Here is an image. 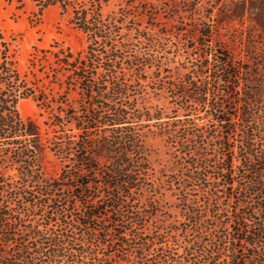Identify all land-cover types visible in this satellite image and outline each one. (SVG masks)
Here are the masks:
<instances>
[{
    "label": "trees",
    "instance_id": "obj_1",
    "mask_svg": "<svg viewBox=\"0 0 264 264\" xmlns=\"http://www.w3.org/2000/svg\"><path fill=\"white\" fill-rule=\"evenodd\" d=\"M32 1L40 11L58 6L59 15L85 35L82 56L57 42L44 50L57 66L51 69L55 82L71 80L69 86L79 87L82 101L75 110L55 107V120L48 123L51 134L43 137L32 119L20 116L16 104L31 97L38 106L48 103L46 108L52 111L54 101L43 85L19 72L10 44L0 32V264H264V253H239L263 248L261 212L259 216L236 212L230 217L219 205L214 211L209 207L219 187L227 200L231 194L226 190L235 191L237 199L241 193L264 199V147L259 152L253 149L254 137L246 132L252 125L264 124L248 109L264 96V83L250 89L252 96H233L244 82L250 83L241 77L250 71L216 40L223 22L238 20L242 26L246 20V38L252 40L246 48L264 57V47L253 39L260 36L264 44V0H222L224 8L206 17L207 22L196 16L199 5H190L198 35L190 69L169 83L172 97L179 102L172 115L139 108L136 98L130 99L129 85L117 81L119 62L129 58L131 67H141V74L152 64L153 55L134 51L123 57L121 51L128 46L118 45L115 39L118 17L102 13L109 0ZM218 84L227 87L222 94L214 92ZM180 109L183 118L177 114ZM223 126H228L224 132ZM151 127L174 151L181 173L168 183L177 186L183 216L195 227L204 222L206 211L186 197L189 189L198 187L205 193L208 212L216 216L213 226L224 230L208 243L215 251L201 253L206 262L197 257L179 259L172 253L178 238H165L161 229L152 237L142 231L151 213L139 207L132 194L153 186L141 139V132ZM239 127L244 155L234 165L237 155L229 140ZM215 129L222 132L211 135L217 138L218 151L208 152L205 143L211 140L206 134ZM257 131L264 133V128ZM46 151L61 164L54 179L42 171ZM257 158L263 160V167H256ZM74 207H80L77 214ZM30 215L42 222L27 219ZM52 221L55 228L50 226ZM220 248L230 253H218Z\"/></svg>",
    "mask_w": 264,
    "mask_h": 264
},
{
    "label": "rangeland",
    "instance_id": "obj_2",
    "mask_svg": "<svg viewBox=\"0 0 264 264\" xmlns=\"http://www.w3.org/2000/svg\"><path fill=\"white\" fill-rule=\"evenodd\" d=\"M191 4L199 5V12L196 16L202 17V21L206 22V17L209 15L213 17L225 5L222 0H109L102 7L105 17H118L119 23L115 30H118L119 34L115 39L118 45L125 43L128 46L126 50L121 51L123 57L133 55L134 51L153 55L152 64L147 65L141 74H138L141 67H131L129 58L119 62L116 66L117 81L129 85L130 99L136 98V105L141 109L149 111L160 109L163 113L172 115L174 105L179 103L172 97L173 91L171 92L169 83H175L183 73L190 69L191 58L195 53L193 46L196 44L195 39L198 34L194 23L197 18L193 17V20L190 16L189 7ZM247 26L246 20L242 26L238 20H233L223 22L217 28L216 40L224 45L235 61L250 71V74L243 73L241 75L250 83L244 82L241 89L232 93L233 96L240 94L252 96L250 89L259 88V83H264V64H262L264 57L262 55L257 57L248 52L246 47L249 46L248 43L252 44V40L249 41L246 38V29L244 28ZM0 32L10 44L19 72L25 74L31 82L36 81L43 85L42 88L47 96L54 101L52 107H60V109L69 111L80 107L82 97L79 87L77 85L69 86L68 83L71 80L66 79L61 84L56 83L51 69H55L57 66L52 64L54 59L44 52L46 49H52L51 45H55L57 42L58 45L68 47L74 54L80 53L82 56L86 46L85 35L68 23L66 17L59 15L58 6H49L40 11L32 0H0ZM259 38L260 36H255L253 39L255 43L259 42L258 47L261 46L262 49L264 44ZM148 40L154 42V47H149ZM262 54L264 55V52ZM226 88L225 85L218 84L215 86L214 92L222 94ZM256 100L258 104L250 105L248 109L253 115L259 116L264 121V96L257 97ZM46 104L48 105V103H44L42 106H38L31 97L20 99L16 104L20 116L23 119H32L39 126L43 137L51 134L48 123L55 120L52 113L56 112V108L51 111L46 108ZM233 112L237 115L238 110ZM182 113L181 109L177 112L179 118H183ZM199 114L202 115L203 112H199ZM262 125H252V128L246 131L247 134L250 133L254 137L251 143H253V149L258 150L257 152L264 147V133L257 131L259 127L264 128V124ZM226 128L228 126H223L220 131L224 132L227 130ZM151 129L150 131L144 129L141 132V139L153 186L140 189L132 194L133 198L138 199L137 205L151 213L148 218H145L147 225L142 231L145 237H152L159 235L156 230L161 229L160 233H163L165 238H178V243L174 245L173 249L175 250L172 253H177L179 259L188 256L190 258L197 257L206 262L207 257H202L201 253L215 251L209 249L208 243L224 230L219 226H213L216 216L214 213L208 212V206L203 200L205 193L198 187L189 189L186 197L196 203L197 208L202 212L206 211V213H202L204 222L201 226L195 227L183 216L177 186L175 182L172 186L168 183L181 173L177 168L178 165L175 164L174 151L164 138L154 132L155 127H151ZM212 130L206 134L207 138L209 137L208 139L211 140L205 143L208 152L218 151L217 138L216 136L212 137L222 134L219 129ZM236 133L238 134H234L233 139L229 140L233 143L231 145L235 147V155H237L233 160L234 165H238L239 158L244 155L238 142L241 135L240 127ZM42 161L44 175L54 179L61 170L59 160L51 152L46 151ZM254 162H256L257 168L263 167V160L257 158ZM182 171L186 170L182 169ZM221 189L218 188L217 199L214 200L212 197L209 201V207L213 211L219 205L224 209L221 210L223 214H228L230 217L236 212L243 211L254 213L255 216H259L261 212V215L264 216L263 198L257 200L254 195L249 197L248 194L241 193L238 194V199L243 201L240 203L234 194L235 191L226 190L231 194L230 200H227ZM147 205L150 208H146ZM74 208V213L77 214L80 207ZM225 217H223L224 221L228 225L229 220L226 222ZM27 219H37L38 222H42L41 219L33 218L32 215ZM50 226L55 228V223L52 221ZM172 229L175 232H172ZM76 235L78 234L76 233ZM200 247L202 250L198 249ZM154 253H161V251ZM187 253L192 254L188 255ZM218 253L230 252L220 248ZM239 253H245V255L247 253H264V246L254 250L247 248Z\"/></svg>",
    "mask_w": 264,
    "mask_h": 264
}]
</instances>
